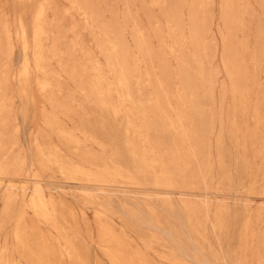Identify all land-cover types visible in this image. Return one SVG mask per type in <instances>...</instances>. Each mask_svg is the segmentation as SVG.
<instances>
[{
    "label": "rangeland",
    "instance_id": "obj_1",
    "mask_svg": "<svg viewBox=\"0 0 264 264\" xmlns=\"http://www.w3.org/2000/svg\"><path fill=\"white\" fill-rule=\"evenodd\" d=\"M0 264H264V0H0Z\"/></svg>",
    "mask_w": 264,
    "mask_h": 264
}]
</instances>
